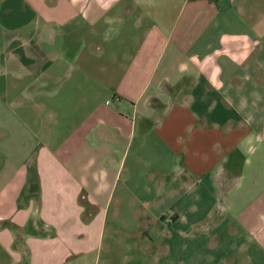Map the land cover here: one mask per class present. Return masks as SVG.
I'll return each instance as SVG.
<instances>
[{
  "label": "crops",
  "instance_id": "crops-1",
  "mask_svg": "<svg viewBox=\"0 0 264 264\" xmlns=\"http://www.w3.org/2000/svg\"><path fill=\"white\" fill-rule=\"evenodd\" d=\"M0 264H264V0H0Z\"/></svg>",
  "mask_w": 264,
  "mask_h": 264
}]
</instances>
